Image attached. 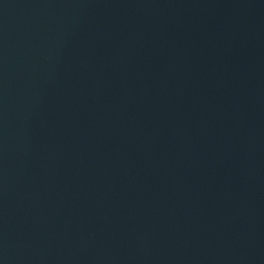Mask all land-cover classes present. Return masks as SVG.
<instances>
[{"label": "water", "instance_id": "water-1", "mask_svg": "<svg viewBox=\"0 0 264 264\" xmlns=\"http://www.w3.org/2000/svg\"><path fill=\"white\" fill-rule=\"evenodd\" d=\"M0 264H264V0H0Z\"/></svg>", "mask_w": 264, "mask_h": 264}]
</instances>
